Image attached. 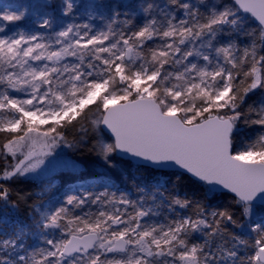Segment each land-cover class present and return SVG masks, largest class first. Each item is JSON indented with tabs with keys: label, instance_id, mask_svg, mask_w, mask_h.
Listing matches in <instances>:
<instances>
[{
	"label": "snow or ice",
	"instance_id": "snow-or-ice-1",
	"mask_svg": "<svg viewBox=\"0 0 264 264\" xmlns=\"http://www.w3.org/2000/svg\"><path fill=\"white\" fill-rule=\"evenodd\" d=\"M131 7L45 32H9L27 8L0 7V264H264V0ZM241 124L259 132L237 149ZM63 149L100 182L64 187Z\"/></svg>",
	"mask_w": 264,
	"mask_h": 264
},
{
	"label": "rangeland",
	"instance_id": "rangeland-1",
	"mask_svg": "<svg viewBox=\"0 0 264 264\" xmlns=\"http://www.w3.org/2000/svg\"><path fill=\"white\" fill-rule=\"evenodd\" d=\"M140 0H126L124 2H116L114 0H73L75 5L74 10L68 16H64L62 14V2L61 0H0V7L4 5H10L13 8L18 7H26L27 12L25 17L16 23L8 24V31L12 30H25V31H40L45 32L44 29H38L36 27L37 23L41 18H51L53 20V30H59L62 25L67 23H76V24H84L88 23L91 28L99 31L102 29L107 22L108 18L111 17L114 10H119L121 13L128 12L131 15L132 7L138 4ZM89 13H91V18H89ZM137 15H139L137 13ZM123 18V17H122ZM251 27L256 28L257 23L250 17ZM264 99V94L257 92L253 95L252 99L249 103L256 101L257 103ZM90 115V119H94L95 117ZM259 129L257 126H250L241 124L237 135L235 137V143L237 149L243 148V146L248 143L250 140L254 139L258 134ZM72 136L69 135V139ZM3 142V137L0 136V144ZM65 157L69 160L76 161L79 165L78 169L75 172H66L64 173V177L68 179L69 177H75V179H68V183L64 184V187L74 186L79 183H99L100 176H87L85 175L83 179H80L81 173H87L89 171H94L97 174H103L105 169L100 166L99 163H91L93 157L90 156L86 151H74L71 149H63ZM118 168L121 165L118 163ZM135 169H133V172ZM58 184H63V181L59 178L60 174H57ZM41 179H46V177H42ZM110 182L116 187L120 188L124 191H134V189L130 188V181L126 178H117L115 174L110 176ZM123 180V183H122ZM40 183V180L33 179L32 177H27L23 180V182L17 183L14 185L16 188H23L25 190L35 188ZM38 190V189H37ZM102 190V189H97ZM229 202V197L225 196L222 198L219 203L221 205L227 204ZM93 211L95 209H92ZM260 209H258L259 211ZM88 211V209H85ZM77 214H80L77 212ZM11 215L24 218L25 217V209L23 206L16 209ZM168 215V213L161 214L160 217L156 219L155 222L160 223L163 221V217Z\"/></svg>",
	"mask_w": 264,
	"mask_h": 264
},
{
	"label": "water",
	"instance_id": "water-1",
	"mask_svg": "<svg viewBox=\"0 0 264 264\" xmlns=\"http://www.w3.org/2000/svg\"><path fill=\"white\" fill-rule=\"evenodd\" d=\"M114 1H116V2H124V1H126V0H114ZM241 11H243L242 9H241ZM250 15V14H249ZM254 19V18H253ZM255 21V20H254ZM255 23H257L258 24V21H255Z\"/></svg>",
	"mask_w": 264,
	"mask_h": 264
},
{
	"label": "trees",
	"instance_id": "trees-1",
	"mask_svg": "<svg viewBox=\"0 0 264 264\" xmlns=\"http://www.w3.org/2000/svg\"><path fill=\"white\" fill-rule=\"evenodd\" d=\"M174 179V178H173ZM182 184L187 183V181H181ZM224 198V197H223Z\"/></svg>",
	"mask_w": 264,
	"mask_h": 264
}]
</instances>
